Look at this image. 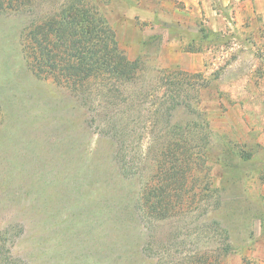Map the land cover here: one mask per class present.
<instances>
[{
    "label": "rangeland",
    "instance_id": "rangeland-1",
    "mask_svg": "<svg viewBox=\"0 0 264 264\" xmlns=\"http://www.w3.org/2000/svg\"><path fill=\"white\" fill-rule=\"evenodd\" d=\"M94 1L126 54L151 58L144 82L154 66L210 80L202 118H176L211 123V167L196 177L218 191L143 217L137 193L152 165L107 136V98L93 95L106 89L75 96L37 77L21 40L32 9L0 10V264L188 263L222 244V227L233 248L223 264H264V0Z\"/></svg>",
    "mask_w": 264,
    "mask_h": 264
},
{
    "label": "trees",
    "instance_id": "trees-1",
    "mask_svg": "<svg viewBox=\"0 0 264 264\" xmlns=\"http://www.w3.org/2000/svg\"><path fill=\"white\" fill-rule=\"evenodd\" d=\"M5 9H32L34 13L21 40L28 65L37 77H51L75 91L71 92L75 96L92 94L77 91L94 85L106 89L93 95L107 98V136L117 146L123 142L137 165H152L137 193L136 211L143 217L167 218L181 209L186 198L193 202L202 191V197L209 199L218 191L211 188L213 182L205 179L206 174L200 178L203 186L197 184L196 177L211 167L207 165L213 153L211 123L203 119L191 124L176 118L177 112L186 110L202 118L200 94L211 83L202 72L154 66V76L144 82L146 62L151 58L146 53L134 59L126 54L116 30L94 0H0V10ZM144 136L146 150L140 151L135 142L137 138L143 142ZM220 235L223 241L217 248L180 264H223L233 248L226 227Z\"/></svg>",
    "mask_w": 264,
    "mask_h": 264
}]
</instances>
